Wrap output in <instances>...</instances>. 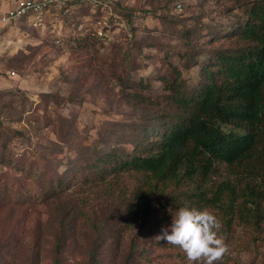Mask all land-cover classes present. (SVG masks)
<instances>
[{
	"label": "trees",
	"instance_id": "trees-1",
	"mask_svg": "<svg viewBox=\"0 0 264 264\" xmlns=\"http://www.w3.org/2000/svg\"><path fill=\"white\" fill-rule=\"evenodd\" d=\"M232 4L237 12L226 16L224 29H206L195 16L194 24L178 31L182 65L203 58L193 90L171 64L169 75L159 78L161 92L133 80L123 50L111 58H80L64 74L67 95H43L44 109L50 103L81 104L88 94L101 99L104 112L124 117L104 122L88 141V130L78 129L75 115L56 114L50 127L63 144L37 141L31 159L0 152V166L20 172L15 180L0 175L4 264H63L70 256L74 264H152L154 258L156 264L161 256L146 254L140 242L168 246L155 237L181 207L212 211L229 249L244 239L246 251L257 257L241 261L228 253L222 264H264V256H257V248L264 247V0ZM123 9L131 15L129 7ZM134 44L140 52L144 46L163 52V44L154 41ZM0 129H5L1 121ZM5 130L29 139L26 131ZM0 135L5 138L4 131ZM7 143L1 141L2 150ZM64 146L74 156L59 173L61 160L52 150ZM41 159L55 161L54 168L45 164L40 174Z\"/></svg>",
	"mask_w": 264,
	"mask_h": 264
},
{
	"label": "rangeland",
	"instance_id": "rangeland-1",
	"mask_svg": "<svg viewBox=\"0 0 264 264\" xmlns=\"http://www.w3.org/2000/svg\"><path fill=\"white\" fill-rule=\"evenodd\" d=\"M17 1L0 0V6L8 8ZM102 1L106 3L103 9L94 7L89 2L70 0L66 10L51 8L42 24L38 26H33L27 18L0 26V121L5 129L11 127L26 131L29 137V139H21L11 135V132L8 134L5 129H0L5 134V138L0 135V143L8 139L4 150L0 145V152L4 151L7 156L12 154L14 158L28 156L31 159L30 155L37 141L45 143V140H52L63 144L57 140L50 127L53 120L51 117L56 114L63 117L75 115L78 129L88 130V141L98 134L104 122L124 117L122 113L104 112L101 99L95 97L91 99L88 94L81 104L60 102L55 106L50 103L46 109L43 108L42 98L46 92L67 95L69 87L63 79L64 74L67 70L69 73L72 64H77L80 58L84 59L83 61L89 60V57L111 58L112 55H120L125 50L128 51L133 80L143 79L151 84L155 92H161L159 78L162 75H169L171 69L169 64H171L181 69L188 89L193 90L199 82V63L203 58L197 65L190 67L182 65L178 55V47L182 42L177 35L179 29L183 25L194 24L195 16L206 29L211 30L213 25L224 29L226 16L237 12L232 0ZM126 6L129 7L126 12H131V15L123 14V7ZM231 7L233 9L228 11ZM161 14H167V18L164 19ZM132 32L135 35L130 39ZM140 40L143 43L154 41L163 44V52H159L156 46H144L140 52L137 51L135 44L130 45ZM81 50L86 55L82 56ZM164 52L167 53V59L164 57ZM72 53H75L76 62L71 60ZM116 59L118 61L117 57ZM11 70H14V75H10ZM127 148H131L129 144ZM52 155L53 158H60L61 163L55 167V170L61 173L67 168L65 161L67 158H73L74 152L64 146L61 152L53 149ZM29 158L25 161L30 160ZM45 164L54 168L55 161L41 159L40 174ZM223 169V165H220V172H223ZM52 170L50 168L48 174ZM0 175L2 178L10 177L15 180L20 176V172L13 167L8 169L2 165ZM18 186L16 187L19 189ZM10 204L11 202L7 203ZM22 208L25 206L23 205ZM238 236L242 239L243 234L238 233ZM239 241L240 243L229 249L232 258L240 257L238 259L241 261L257 258L254 253L246 251L244 239ZM155 242L149 239L147 246L140 242V247H146V254L161 256L156 264L185 262L189 264L182 250L175 254L176 249L170 247V244L165 247ZM257 249V256H264V247L260 246ZM68 258L63 264L75 263L74 256ZM155 260L156 258L153 259L152 264H155ZM255 261L257 262V259ZM47 262L44 260L43 264H51ZM146 263L149 264L148 260H137V264ZM0 264H4L2 254H0Z\"/></svg>",
	"mask_w": 264,
	"mask_h": 264
},
{
	"label": "clouds",
	"instance_id": "clouds-1",
	"mask_svg": "<svg viewBox=\"0 0 264 264\" xmlns=\"http://www.w3.org/2000/svg\"><path fill=\"white\" fill-rule=\"evenodd\" d=\"M222 222L208 209L181 207L172 223L155 238L179 247L189 264H222L229 246L221 232Z\"/></svg>",
	"mask_w": 264,
	"mask_h": 264
},
{
	"label": "built area",
	"instance_id": "built-area-1",
	"mask_svg": "<svg viewBox=\"0 0 264 264\" xmlns=\"http://www.w3.org/2000/svg\"><path fill=\"white\" fill-rule=\"evenodd\" d=\"M70 0H18L15 5L2 8L0 6V26L11 24L21 18L29 19L33 26L41 25L45 15L51 8H68ZM79 2H89L94 7L103 9L106 5L102 0H78ZM76 2V1H75ZM14 75V70L9 72Z\"/></svg>",
	"mask_w": 264,
	"mask_h": 264
}]
</instances>
